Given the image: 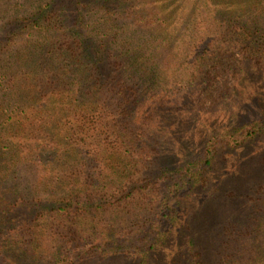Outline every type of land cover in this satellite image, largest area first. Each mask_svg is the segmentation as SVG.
Listing matches in <instances>:
<instances>
[{
	"label": "trees",
	"instance_id": "trees-1",
	"mask_svg": "<svg viewBox=\"0 0 264 264\" xmlns=\"http://www.w3.org/2000/svg\"><path fill=\"white\" fill-rule=\"evenodd\" d=\"M247 72L264 80V0H0V264H151L171 242L184 264H209L180 212L223 138L212 131L198 160L157 175L165 183L148 224L116 213L134 191L120 198L127 187L106 184L115 166L131 184L157 152L145 135L170 136L191 106L177 114L160 103L171 83L196 87L191 103L207 113ZM236 130L227 146L251 145L264 115ZM129 221L137 229L119 228ZM254 225L241 227L254 231L241 258L226 259L225 247L215 262L264 264V222Z\"/></svg>",
	"mask_w": 264,
	"mask_h": 264
},
{
	"label": "rangeland",
	"instance_id": "rangeland-1",
	"mask_svg": "<svg viewBox=\"0 0 264 264\" xmlns=\"http://www.w3.org/2000/svg\"><path fill=\"white\" fill-rule=\"evenodd\" d=\"M249 69L247 68V71ZM247 73L245 83L241 86L234 85L228 91V97L207 113L195 109V104L191 103L193 97L198 96L196 87L171 83L165 91L158 94L160 103L168 109L176 107L177 114L187 107L185 104L191 106L175 119L176 122L174 121L172 126L174 130H171L170 136H144L149 141L150 149H156L157 152H150L148 161L132 171L134 181L131 184H119L117 178L121 181L125 174H121L116 166L112 169L116 175L115 182L106 184L110 191H120L127 187L124 193L120 194V198L125 197L129 191H134L133 199L131 197L120 201L116 213L119 216L133 214L139 217L141 224H148L155 218L165 183L158 181L157 175H162L169 162L177 167L185 162L198 160L201 143L212 131L219 139L223 138L224 141L220 140L216 147L217 162L214 170L206 173L202 182L196 186L194 194L182 202L180 212V223L187 225L186 228L191 232L200 234L206 254L209 253V264H217L215 260L219 258L218 250L225 247L226 259L241 258L243 243L254 242V231L250 229V236H245L241 227H255V222L258 225L259 222H264V134L251 145L243 144L234 149L227 146L228 141H233L232 136L240 137L241 133L236 129L241 125L258 122L264 115V80L259 79V75L255 73ZM176 76L181 77L180 74ZM182 80L185 78L182 77L180 81ZM132 127L135 129L133 133H137L141 126L129 124V128ZM176 133L180 134L179 138L175 137ZM171 137H174L175 142H171ZM161 142L166 144L165 148ZM92 173L96 171L92 170ZM143 179H153V182L149 186ZM139 191L147 196H139ZM147 198L151 204L145 201ZM109 219H112L110 215H106L102 225L109 224ZM138 222L133 224L129 221V225L121 224L119 228L126 232L134 231ZM231 233H234L233 237L230 236ZM240 237L245 240L241 241ZM261 238H264V235ZM261 238L257 239L260 244L263 241ZM256 247L258 244L255 247L254 243L249 245L248 253L252 254ZM177 254V245L171 242L162 252L155 254L151 264H184V258L177 257Z\"/></svg>",
	"mask_w": 264,
	"mask_h": 264
}]
</instances>
